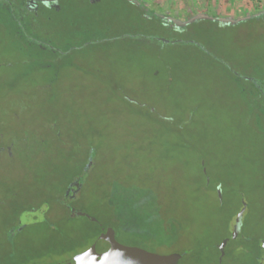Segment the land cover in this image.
<instances>
[{
  "label": "rangeland",
  "instance_id": "374dc122",
  "mask_svg": "<svg viewBox=\"0 0 264 264\" xmlns=\"http://www.w3.org/2000/svg\"><path fill=\"white\" fill-rule=\"evenodd\" d=\"M137 1L60 0L27 38L0 16V149L12 153L0 152V264H59L105 228L121 245L188 251L181 264H256L264 249V110L250 97L255 81L264 92V15ZM243 209L253 252L220 259Z\"/></svg>",
  "mask_w": 264,
  "mask_h": 264
},
{
  "label": "flooded vegetation",
  "instance_id": "af4514ba",
  "mask_svg": "<svg viewBox=\"0 0 264 264\" xmlns=\"http://www.w3.org/2000/svg\"><path fill=\"white\" fill-rule=\"evenodd\" d=\"M59 1L60 0L53 1V2H42L40 0H0V7L7 9L6 12H0V16L1 15L8 16V18L5 17L7 19L6 23L10 24L9 29H10L12 34L22 36V38H23V36H25V38H27L35 32L34 31L35 22H36L35 18L38 15L42 14V12H40V11L43 10L44 7L54 8V9L57 8V6H58L57 4L59 3ZM90 1L92 3H94L98 0H90ZM126 1L134 3V4L138 5L139 7L143 6L142 3L141 2L139 3L137 0H126ZM143 9H144V11H146V7H143ZM159 16L160 15H158V14L155 15V17H159ZM163 19L167 23L166 25L170 28H181L182 26H184L183 24L178 23L174 18H171L169 15L164 16ZM1 150L5 154H7L8 157H10V158L12 157L10 147L9 148H1L0 152H1ZM81 190H82V187L79 185H76V184L70 185L68 187V189L66 190L64 197H63V199H65L66 203L68 204L67 205L68 207H70L72 205V202H74L78 199V197L80 196ZM219 191H220L219 188L216 189L217 194ZM241 211L242 210H240L236 214L234 224L230 228V236L225 237L222 240V242L224 240H227L225 247L222 250L220 249L222 242L219 245H217L218 257L220 259L226 258L228 251H229L230 257L235 256V254L238 251L237 248H235L233 245L230 246L229 244L231 243L232 240L238 241L242 237H244L242 235V228H243V223H244V216L246 213L245 211L243 212L242 216L240 217L239 222H236L237 217ZM111 232H113V239L117 242V239H116V236H115V233L113 230H111V231L109 230L107 233L104 234V236L111 234ZM234 232H236V235L233 237ZM105 238L108 240V242H106V243L109 244L111 239H109L108 236H105ZM117 243H119V242H117ZM81 253H83V252H81ZM187 253H189V252H187ZM178 255H180L181 258L179 259L177 264H181L184 256L182 254H178ZM262 258H264V249L261 251V255L259 257V260ZM64 261H66V260H64Z\"/></svg>",
  "mask_w": 264,
  "mask_h": 264
},
{
  "label": "water",
  "instance_id": "95a60500",
  "mask_svg": "<svg viewBox=\"0 0 264 264\" xmlns=\"http://www.w3.org/2000/svg\"><path fill=\"white\" fill-rule=\"evenodd\" d=\"M42 2H53L57 0H40ZM196 19H206V16H197ZM223 23L233 24L236 19H220ZM239 20V19H238ZM180 23V22H179ZM183 24V23H180ZM221 197L220 191L218 192ZM245 205V203H243ZM244 209L239 213L236 222H239ZM236 232L233 233V237ZM108 236L110 243L105 238ZM102 235L96 243L90 247L87 251L72 257L60 264H177L181 258L178 254H171L168 256H162L159 254L151 253L138 247L125 246L117 243L113 239V232L109 235ZM227 243L224 240L220 246L222 250ZM259 264H264V258L259 260Z\"/></svg>",
  "mask_w": 264,
  "mask_h": 264
},
{
  "label": "trees",
  "instance_id": "16d2710c",
  "mask_svg": "<svg viewBox=\"0 0 264 264\" xmlns=\"http://www.w3.org/2000/svg\"><path fill=\"white\" fill-rule=\"evenodd\" d=\"M6 10L7 9H5V8H3V7H0V12H6ZM253 13V12H252ZM254 13H259V15H264V9H258V10H255L254 11ZM251 14V13H250ZM248 15L247 16V18L246 19H251V18H253V17H259V16H256V15ZM160 15V14H159ZM4 19H5V21L7 20L5 17H7L8 18V16H5V15H1ZM163 15L161 16H159V17H156L157 19H161V20H163L164 21V19H163ZM36 19V18H35ZM165 22V21H164ZM255 90L254 91H251L250 92V97H251V103H252V105L253 106H255L256 108H258L259 110H264V92L262 91V89H261V87L259 86V85H257V83H256V81H255ZM260 120V119H259ZM203 176H204V179H205V186L207 187V189H208V191H210V186H211V183H209V181L208 182H206V175H204L203 174ZM216 189H218V188H215V189H211L213 192H214V197H215V200H216V202L218 203V205H219V208L220 209H222L223 207V203H224V199H223V196H221V197H219L218 196V194H217V192H216ZM239 212V211H238ZM237 212V213H238ZM237 213H235L234 214V216L230 219V220H228L227 222H226V226H227V228H228V230H229V233H228V235L227 236H225V237H229L230 236V228L232 227V223H233V219H234V217H236V214ZM114 220H113V223H114V226L113 227H120V224H118L119 222V219H121V217H118L117 215H115V217L113 218ZM121 223V222H120ZM94 224H97L100 228L102 227L98 222H95ZM114 229H116V228H114ZM117 229H119V228H117ZM245 229V227H244V223H243V228H242V235L244 236V237H242L240 240H238V241H235V240H232L231 241V243L229 244L230 246L231 245H233L235 248H237L238 249V251H237V253L235 254V256H237V255H249V253L252 251L253 252V245L255 244V243H257V241H256V239L252 236V235H247L244 231ZM109 231V229L107 230V228H105V230H101L100 231V233H102L103 232V235L105 234V233H107ZM114 231V233H115V230H113ZM116 234V233H115ZM102 236V235H101ZM99 237H100V235H99ZM225 237H223L216 245H215V249H216V251L218 252V249H217V245H219L221 242H222V240L225 238ZM256 249H257V247H256ZM229 250V249H228ZM227 250V251H228ZM263 250V248H261V249H257V252H256V255H255V257H254V261H255V263L256 264H259V257H260V255H261V251ZM188 251H186L184 254H183V256L184 255H188L189 253H187ZM251 254V253H250ZM229 256V251H228V253H227V255H226V257H228ZM230 257V256H229Z\"/></svg>",
  "mask_w": 264,
  "mask_h": 264
},
{
  "label": "crops",
  "instance_id": "0c3cea01",
  "mask_svg": "<svg viewBox=\"0 0 264 264\" xmlns=\"http://www.w3.org/2000/svg\"><path fill=\"white\" fill-rule=\"evenodd\" d=\"M206 1L210 2V1H215V0H206ZM216 1H218V0H216ZM229 1L231 3H233V6H232L233 10H231V11L236 12L237 14H242V13H245L247 11L250 12L251 8L254 9L253 11H255L256 7H250V6H254L253 4H257L258 2H264V0H229ZM236 2L243 3V4L250 3V5H249V7H243L242 5H240V7L239 6L237 7V5H235Z\"/></svg>",
  "mask_w": 264,
  "mask_h": 264
}]
</instances>
